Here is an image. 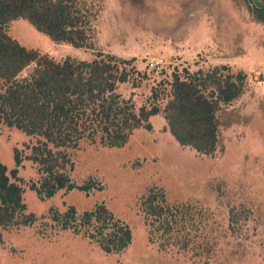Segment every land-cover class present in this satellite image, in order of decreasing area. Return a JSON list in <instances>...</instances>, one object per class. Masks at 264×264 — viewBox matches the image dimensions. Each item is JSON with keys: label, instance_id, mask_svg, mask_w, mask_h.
Here are the masks:
<instances>
[{"label": "rangeland", "instance_id": "1", "mask_svg": "<svg viewBox=\"0 0 264 264\" xmlns=\"http://www.w3.org/2000/svg\"><path fill=\"white\" fill-rule=\"evenodd\" d=\"M85 1L96 14L88 48L54 43L24 19L9 23L8 33L57 61H91L97 52L131 60L147 79L136 88L121 84L118 92L136 110L153 103L163 109L173 72L183 74L184 68L195 72L225 65L234 74H246L245 90L219 111V143L212 155L180 145L161 111L151 117L150 130H135L121 148L83 140L70 149L74 165L67 174L75 187L51 198H40L31 189L40 179L30 159L37 139L0 125V160L13 169L14 149L19 150L18 183L27 212L36 216L30 226L2 231L0 264H264V24L251 15L252 3ZM153 89L158 99H151ZM89 180L94 182L89 192L76 188ZM154 187L176 208L170 234L157 223L148 225L142 210L141 198ZM101 204L132 230V243L121 253H105L81 232L63 229L51 218L50 209L64 213L74 207L81 216ZM231 208L236 213L232 226Z\"/></svg>", "mask_w": 264, "mask_h": 264}, {"label": "trees", "instance_id": "2", "mask_svg": "<svg viewBox=\"0 0 264 264\" xmlns=\"http://www.w3.org/2000/svg\"><path fill=\"white\" fill-rule=\"evenodd\" d=\"M248 3H252L249 10L253 18L264 24V0ZM95 15L85 0H0V125L37 139L30 159L38 166L40 179L31 189L40 198H51L60 190L75 187L67 174L74 165L69 150L81 141H99L110 148H121L135 130H150L151 117L161 111L180 145L212 155L219 143V111L245 90L246 74H234L225 65L195 72L184 68L183 74L179 70L173 72L170 95L163 109L153 103L136 110L133 102L118 92L121 84L131 83L136 88L147 79L146 74L132 66L131 60L97 52L91 61H57L21 45L7 30L12 21L24 19L54 43L88 48ZM32 64L36 65L33 73L21 78ZM158 98L157 89H153L151 99ZM14 163L9 170L0 160V242L3 230L30 226L36 221V216L27 212L23 188L18 183L22 158L16 148ZM93 183L89 180L76 188L89 192ZM141 206L150 219L148 225L153 228L157 223L164 233L172 232L176 208L168 205L162 189H150L141 198ZM50 213L63 229L81 232L105 253H121L132 243L130 226L116 219L103 204L81 216L74 207L64 213L50 209ZM235 214L231 208L230 226ZM182 247L187 248L188 244L183 242Z\"/></svg>", "mask_w": 264, "mask_h": 264}, {"label": "built area", "instance_id": "3", "mask_svg": "<svg viewBox=\"0 0 264 264\" xmlns=\"http://www.w3.org/2000/svg\"><path fill=\"white\" fill-rule=\"evenodd\" d=\"M155 65H157V64H155V63H151V64H150V67H154Z\"/></svg>", "mask_w": 264, "mask_h": 264}]
</instances>
